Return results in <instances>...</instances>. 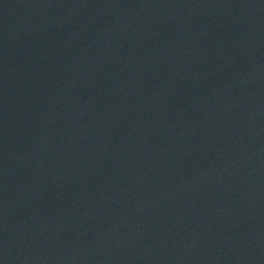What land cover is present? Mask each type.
<instances>
[{
  "label": "water",
  "instance_id": "1",
  "mask_svg": "<svg viewBox=\"0 0 264 264\" xmlns=\"http://www.w3.org/2000/svg\"><path fill=\"white\" fill-rule=\"evenodd\" d=\"M0 264H264V0H0Z\"/></svg>",
  "mask_w": 264,
  "mask_h": 264
}]
</instances>
